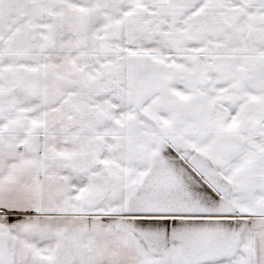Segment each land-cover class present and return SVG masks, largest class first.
Instances as JSON below:
<instances>
[{"label":"snow or ice","instance_id":"obj_1","mask_svg":"<svg viewBox=\"0 0 264 264\" xmlns=\"http://www.w3.org/2000/svg\"><path fill=\"white\" fill-rule=\"evenodd\" d=\"M0 264H264V0H0Z\"/></svg>","mask_w":264,"mask_h":264}]
</instances>
